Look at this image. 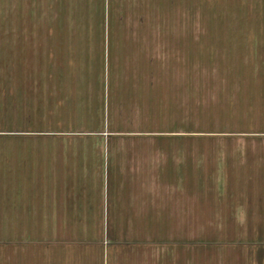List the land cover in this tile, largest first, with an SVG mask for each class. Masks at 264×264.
<instances>
[{
  "label": "crops",
  "instance_id": "1",
  "mask_svg": "<svg viewBox=\"0 0 264 264\" xmlns=\"http://www.w3.org/2000/svg\"><path fill=\"white\" fill-rule=\"evenodd\" d=\"M191 6L186 14L194 15ZM216 9L219 19L205 26L218 30L211 39L264 37V0H220ZM234 10L242 14H232ZM151 12L150 23L142 25V39L154 40L151 52L159 64L153 65L157 58L148 53L145 69L162 76L164 27L161 14L157 18ZM45 25L46 53L49 39L65 38L54 35L58 25L49 26L50 34ZM193 28L188 15L187 21L176 22L170 38V75L178 77L173 86L181 91L173 101L187 105L194 101L189 75L195 70L188 68L189 53L195 51ZM220 50L209 49L216 56ZM184 59L186 66L179 67ZM45 60L43 55L46 76L60 72L46 68ZM230 71L238 72L237 79L264 76V70L256 69H203L204 77H224L217 88L203 86L204 123L217 126L202 130H196L193 117L171 119L173 128L165 132L89 128L87 122L85 129L0 132L49 140L41 148L22 151L26 155L15 150L0 159V264H264V131L241 128L237 119H226L232 128L220 121L224 105L219 102L228 90ZM262 82L254 88L264 93ZM247 85L243 88L252 89ZM251 109L254 115L256 108ZM256 115L257 120L246 123L261 120ZM164 135L175 142L166 154L117 142ZM195 138L209 142L197 148Z\"/></svg>",
  "mask_w": 264,
  "mask_h": 264
},
{
  "label": "rangeland",
  "instance_id": "2",
  "mask_svg": "<svg viewBox=\"0 0 264 264\" xmlns=\"http://www.w3.org/2000/svg\"><path fill=\"white\" fill-rule=\"evenodd\" d=\"M219 1L0 0V132L58 127L85 129L87 123L91 125L89 128L165 132L173 128L171 119L180 121L193 117L196 130L217 126L204 123L202 91L203 86H211V90L217 88L216 85H221L217 81L224 76L204 77L203 69L240 68L244 72L256 69L260 73L264 70V37L211 39L218 36V30H209L205 26L210 20L216 22L219 19L216 11ZM187 5H194V15L186 14ZM151 10L157 18L161 14L164 27L162 66L165 72L162 76L149 75L145 69L149 67L148 53L157 58L153 65L158 67L159 64L156 52H151L154 40L142 39V25L150 23ZM232 14L242 13L234 10ZM188 15L190 25L194 20L195 26L191 29L195 51L194 55L189 53L188 59V68L193 67L195 72L189 75V80L193 79L189 93L193 85L195 88L192 90L194 101L187 105L181 99L173 101V95L181 91L173 86L178 77L170 75L173 63L170 38L176 22L187 21ZM46 23L49 34V26L61 27L54 35L59 34L65 39H49L51 46L47 48L50 52L45 53L43 31ZM238 23L242 25L241 18ZM220 36L225 34L222 32ZM206 38L210 39L206 41ZM214 46L220 47L221 54L216 56L209 51ZM43 55L48 60H45L46 68H60V72L52 71L46 76ZM185 61L180 60L179 67L186 66ZM234 75L238 72L230 71V80L226 81L228 90L221 95L219 105H224V119L220 121L224 120L226 127L232 128V120L237 119V126L241 128L264 131V93L254 88L263 83L264 76L247 74L237 79ZM250 79L255 82L248 83ZM247 84H252V89H245ZM243 97L248 101H243L241 106ZM251 108H256L254 115ZM257 112L261 120L246 123L257 120ZM49 120L66 123H45ZM79 122L87 123L76 124ZM46 141L49 140L40 136L0 135V159L15 150L26 155L22 151L41 148ZM117 142L126 148L162 149L164 154L175 143L167 135L142 139L124 137ZM194 142L200 148L202 143L209 141L195 138Z\"/></svg>",
  "mask_w": 264,
  "mask_h": 264
}]
</instances>
